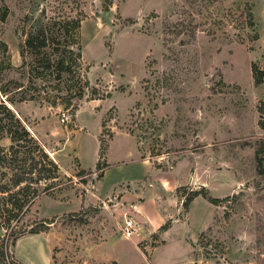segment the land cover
I'll return each instance as SVG.
<instances>
[{"label": "rangeland", "instance_id": "1", "mask_svg": "<svg viewBox=\"0 0 264 264\" xmlns=\"http://www.w3.org/2000/svg\"><path fill=\"white\" fill-rule=\"evenodd\" d=\"M77 1L90 84L77 110L14 107L60 171L22 222L52 219L53 264H264V0H0L2 80L26 83L25 16ZM193 191L206 197L186 207Z\"/></svg>", "mask_w": 264, "mask_h": 264}, {"label": "trees", "instance_id": "2", "mask_svg": "<svg viewBox=\"0 0 264 264\" xmlns=\"http://www.w3.org/2000/svg\"><path fill=\"white\" fill-rule=\"evenodd\" d=\"M51 12L47 16L46 8L42 7L37 16H25L27 19L20 33L23 38L18 50L22 65L27 68L26 83L0 78V140L6 137L10 142L8 146L0 145V264H24L15 254L17 239L25 233H40L48 229L52 219L41 218L27 224L22 219L35 200L42 193H47L60 176L58 163L28 131L15 105L28 100H43L51 106L62 103L74 114L78 108L77 101L83 98L90 85L87 67H82L81 62L80 30L85 14L78 1ZM242 14L243 27H249L252 31L249 35L257 40L256 23L248 3ZM6 17L4 7L0 23ZM2 48L5 49L6 45L0 40ZM8 67L11 66L8 64ZM3 68L0 60V72ZM263 73V70L257 72L253 69L255 84L262 82ZM37 81L56 93L41 91ZM99 155L101 158L102 151ZM104 166L107 164L98 159L95 166L99 171L98 179L103 175ZM85 172L91 173L82 168L78 171L81 174ZM198 194L206 197L205 193L193 191L187 196L185 206ZM209 200L217 204L223 199L210 197Z\"/></svg>", "mask_w": 264, "mask_h": 264}, {"label": "crops", "instance_id": "3", "mask_svg": "<svg viewBox=\"0 0 264 264\" xmlns=\"http://www.w3.org/2000/svg\"><path fill=\"white\" fill-rule=\"evenodd\" d=\"M40 233H32L28 236H21L17 239L15 243V253L16 256L24 262V264H53L52 262V253H51V245L49 242L45 239L40 240ZM29 238L28 240H25L27 243L24 244L23 248H19V244H21L23 239ZM21 250H27L29 252H34L35 250L40 251V254H36L35 257L32 256L31 259H26L21 257L19 252Z\"/></svg>", "mask_w": 264, "mask_h": 264}, {"label": "built area", "instance_id": "4", "mask_svg": "<svg viewBox=\"0 0 264 264\" xmlns=\"http://www.w3.org/2000/svg\"><path fill=\"white\" fill-rule=\"evenodd\" d=\"M26 127H27L28 131L31 132V129H30L28 126H26ZM126 229H127L126 234H127L128 236H130V234H131V232H132V224H131V222H127V224H126Z\"/></svg>", "mask_w": 264, "mask_h": 264}]
</instances>
